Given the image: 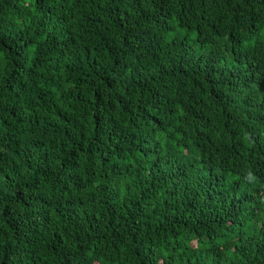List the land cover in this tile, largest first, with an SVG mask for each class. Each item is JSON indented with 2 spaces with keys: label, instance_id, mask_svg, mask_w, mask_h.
<instances>
[{
  "label": "trees",
  "instance_id": "trees-1",
  "mask_svg": "<svg viewBox=\"0 0 264 264\" xmlns=\"http://www.w3.org/2000/svg\"><path fill=\"white\" fill-rule=\"evenodd\" d=\"M0 264H264V0H0Z\"/></svg>",
  "mask_w": 264,
  "mask_h": 264
},
{
  "label": "clouds",
  "instance_id": "clouds-1",
  "mask_svg": "<svg viewBox=\"0 0 264 264\" xmlns=\"http://www.w3.org/2000/svg\"><path fill=\"white\" fill-rule=\"evenodd\" d=\"M246 180L248 181V182H254L255 181V177H254V175L251 173V172H249V173H247V175H246Z\"/></svg>",
  "mask_w": 264,
  "mask_h": 264
},
{
  "label": "rangeland",
  "instance_id": "rangeland-1",
  "mask_svg": "<svg viewBox=\"0 0 264 264\" xmlns=\"http://www.w3.org/2000/svg\"><path fill=\"white\" fill-rule=\"evenodd\" d=\"M189 37H190V36H189ZM193 38H194V35H193V36H191L189 43H191V42H192V39H193Z\"/></svg>",
  "mask_w": 264,
  "mask_h": 264
}]
</instances>
